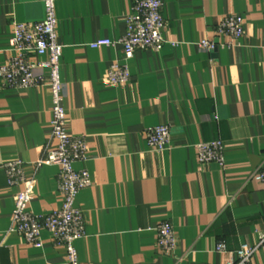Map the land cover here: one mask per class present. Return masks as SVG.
Returning a JSON list of instances; mask_svg holds the SVG:
<instances>
[{
	"label": "crops",
	"instance_id": "0c3cea01",
	"mask_svg": "<svg viewBox=\"0 0 264 264\" xmlns=\"http://www.w3.org/2000/svg\"><path fill=\"white\" fill-rule=\"evenodd\" d=\"M166 42L125 59L117 41L134 0H57V40L67 131L82 135L92 185L76 199L85 236L75 242L79 264H221L264 230V185L254 171L264 160V0H161ZM244 19V34L228 47L214 29L228 14ZM41 0H0V65L11 55L14 22L39 21ZM125 63L129 80L111 84L108 67ZM51 96L46 86H0V162L21 159L35 180L30 210L58 208V167L37 166L50 134ZM168 125L170 144L150 149L146 128ZM220 139L224 166L201 164L194 146ZM0 169V264H64V252L46 230L41 246L9 232L13 195ZM170 222L176 246L165 254L154 227ZM218 242L225 249L216 250ZM264 264V251L252 258Z\"/></svg>",
	"mask_w": 264,
	"mask_h": 264
},
{
	"label": "built area",
	"instance_id": "2783aa9c",
	"mask_svg": "<svg viewBox=\"0 0 264 264\" xmlns=\"http://www.w3.org/2000/svg\"><path fill=\"white\" fill-rule=\"evenodd\" d=\"M44 16L39 21L14 22L9 45L11 55L0 65V86L5 88L29 89L46 86L51 96L50 134L45 146V156L37 161V166L54 164L58 167L57 190L61 195L60 206L50 213L35 215L30 210L34 195L35 180L27 177L21 159L0 162L6 182L17 187L13 195V208L9 232L21 235L25 242L35 247L41 246L42 229L49 234L51 242L64 252V264H79L75 242L84 237L85 217L77 205L78 193L92 185L90 173L76 164L87 158V142L82 135L67 131L68 117L63 105V83L60 78L62 46L57 40V0H41ZM161 0H134L125 17V34L112 41L98 38L89 47L121 45L123 56L129 59L139 49L159 51L166 40L163 36L164 18ZM244 19L237 14L225 15L216 25L214 34L218 41L201 39L202 49L214 50L228 47L232 41L244 34ZM229 37L232 41H220ZM107 79L111 84H125L129 80V70L125 63L113 62L107 69ZM144 135L150 149L160 152L168 148L171 132L168 125H155L145 129ZM196 159L201 164L217 163L224 166L225 152L220 139L199 141L194 146ZM253 176L264 185V160ZM156 245L165 254H171L176 246L175 231L170 222L161 221L154 227ZM225 249L218 242L216 250ZM264 251V230L258 234L254 244H242L230 258L221 264H254L253 256Z\"/></svg>",
	"mask_w": 264,
	"mask_h": 264
}]
</instances>
